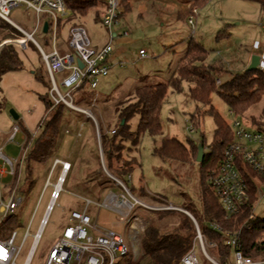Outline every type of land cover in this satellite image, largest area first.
I'll return each mask as SVG.
<instances>
[{
	"label": "rangeland",
	"instance_id": "obj_1",
	"mask_svg": "<svg viewBox=\"0 0 264 264\" xmlns=\"http://www.w3.org/2000/svg\"><path fill=\"white\" fill-rule=\"evenodd\" d=\"M121 4L123 12L118 24L113 26L118 37L113 40L112 48L113 53L121 47H125L126 51L120 53L112 62L108 75L99 79L96 89L91 90L86 86L85 92L89 94L83 92L86 97H79L80 100L85 98L83 102H90L89 105L84 103L81 106L89 110L95 120L82 113L78 117L74 114L76 118L71 117L75 124L71 130L65 132L56 157L71 162L74 169L67 177L60 198L49 215L31 264H43L49 247L61 236L63 227L69 223L71 210L83 204L82 197H96L94 199L97 200L104 198V194L100 195V183L89 184L85 173L94 169L99 161L101 169L106 173L107 167L101 157V134L98 136L97 129L100 123L106 129L111 124L109 133L116 128L119 118L115 114L114 106L119 101L135 102L136 99L131 94L134 86L144 82H167L175 73L180 59L186 54L190 40L209 51L206 67L215 66L222 70L216 81L218 85L232 75L245 71L253 56L260 58L259 68H264V9L259 3L247 0H205L200 4H195L194 0H121ZM195 8L198 10L195 15L196 32L192 34L188 18ZM10 17L32 32L37 16L33 11L28 12L25 6H18L11 10ZM75 22L86 28L94 47L101 48L109 42V31L103 22V15L101 18L97 17L94 9L86 16H77ZM64 28L66 38L68 27ZM123 32L128 35L124 36ZM35 38L46 50L51 49L49 32L45 33L41 28ZM16 39L18 38L12 40ZM12 40L4 43L16 45ZM16 48L23 66L21 69L6 72L0 83V143L7 157L21 159L26 149L20 134L13 141L4 144L12 127L19 124L12 118L11 111H15L32 132L39 133V126L45 116L40 95L49 91L50 81L40 52L33 42H29L26 49L19 46ZM142 49L149 58H141ZM37 72L42 79L37 77ZM190 85L192 84L185 82L183 91H169L161 112L164 134L156 138L144 134L137 145L125 141L123 145L120 144V155L123 161L133 164V172L129 173L132 175L129 186L133 188L136 197L148 202H166L178 206L182 210L176 211V220L182 213L189 216L186 213L188 212L200 225L208 226L203 215L200 167L196 160L181 162L162 159L153 152L163 137L177 138L186 144L193 141L198 145L204 140L205 152L209 151L216 124L213 116L207 112L209 107L190 98ZM211 102L228 123L232 124L233 119L238 117L249 129H264V123L259 127L257 122L264 110V95L242 116H235L228 104L216 93L212 94ZM138 119L139 116L136 115L131 120L133 129ZM191 121L195 126L192 132L188 129ZM113 164L116 168L121 167V162L116 160H113ZM59 170L60 167H57L53 182ZM107 171L111 173L108 169ZM25 179L26 167L23 165L17 186L11 189H17L24 198L15 213L18 244H21L28 229L31 235L38 231L51 192V188L45 189L47 174L38 176L30 189ZM0 186L6 193L3 180H0ZM254 214L258 220L264 222V199L256 203ZM191 216L189 217L192 220ZM142 221L145 231L155 224L168 232L175 223V220L173 222L167 218L160 219L157 212L143 213ZM144 233L139 239L126 236L130 248L129 256L135 260L143 253L141 241ZM31 245L32 237H29L22 247L17 264H24ZM199 257L209 264L201 253ZM141 264L149 262L144 259Z\"/></svg>",
	"mask_w": 264,
	"mask_h": 264
},
{
	"label": "built area",
	"instance_id": "obj_2",
	"mask_svg": "<svg viewBox=\"0 0 264 264\" xmlns=\"http://www.w3.org/2000/svg\"><path fill=\"white\" fill-rule=\"evenodd\" d=\"M102 1L107 4L103 22L109 31V42L97 48L92 45L90 36L83 25L71 27L66 39L63 40L60 37L59 22L72 15L71 9L64 0H0V20L10 23L24 35V39L12 40L13 43L26 49L28 43L33 42L39 50L49 76V96L53 105L64 104L74 111L89 115L94 120L93 114L76 100L81 96L84 86L91 90L96 89L99 79L108 75L114 57L112 42L118 37L113 31V26L118 24L123 12L121 0ZM18 6H25L28 12L33 11L36 14V24L32 32L11 19V10ZM197 12V8L193 9L188 18L192 34L196 32ZM45 22L48 23L47 32L51 34L50 50H46L35 38V34L41 28L43 29ZM123 35L127 36L128 33L123 32ZM140 56L142 59L149 58L143 49L140 50ZM78 61L82 62V67ZM231 126L233 140L225 147L208 181L227 220L238 218L244 211L248 213L247 219L235 229H225L217 222L207 221V227L211 231L222 234L223 245L229 249V253L223 256L219 253L218 242L210 241L203 233L198 220L192 216L195 234L189 250L178 264H206L199 257V253L209 264H264V254L255 257L245 254L242 238L243 231L252 230L253 222L257 219L254 214L256 203L264 199V129H249L238 117L233 119ZM188 129L191 132L195 130L194 122ZM21 132L20 126L15 124L8 142L13 141ZM97 133L100 136L99 129ZM23 157L24 155L21 159L7 157L0 145V180L9 176L13 177L17 164L22 163ZM101 157L104 162L102 152ZM57 167H60V170L53 182ZM71 169V162L58 157L54 158L45 184V189L51 188L50 201L38 231L31 235L28 229L21 244L17 243L16 230L8 238L0 239V264H17L22 247L28 238L32 237V245L24 262V264H31V258L48 223L49 215L60 198ZM246 169H251L258 174L252 178L251 182H248L246 177ZM105 171L113 179L117 189L109 191L101 200L91 197L81 198L83 208L71 210L69 223L63 227L61 236L49 247L43 264H115L120 257L129 254L130 248L126 236L139 239L144 233L143 213L182 210L170 203L148 202L136 197L129 186L132 181L131 174L123 180L109 173L107 169ZM252 186L255 187L257 196V201L253 203L251 202ZM23 201V195L17 189L5 195L0 187V224L6 217L15 214ZM92 206L98 211L109 212L113 215V219L106 223L99 219V216L94 218L90 210Z\"/></svg>",
	"mask_w": 264,
	"mask_h": 264
},
{
	"label": "trees",
	"instance_id": "obj_3",
	"mask_svg": "<svg viewBox=\"0 0 264 264\" xmlns=\"http://www.w3.org/2000/svg\"><path fill=\"white\" fill-rule=\"evenodd\" d=\"M72 15L61 20L58 24L59 35L64 37V27L69 29L75 25H82L75 22L77 16H86L92 9L96 11L97 17L101 18L106 14L107 4L102 0H64ZM125 0H123L124 2ZM205 0H194L195 4L203 3ZM259 3L264 9V0H247ZM127 6V5H126ZM97 9V10H96ZM69 25V26H67ZM24 36L21 31L10 23L0 20V83L3 75L12 70L21 69L23 62L17 51V45L6 42ZM5 42V43H4ZM209 51L201 44L190 40L188 49L183 58L180 59L175 73L167 82H144L134 86L131 94L135 97V102L119 101L114 106L115 114L119 121L115 132L109 133V128L99 124L101 134L102 153L104 163L107 169L114 176L125 179L127 174L133 172V164L123 161L120 155V144L129 141L137 145L144 134L156 138L164 134L161 112L163 105L168 97L169 91L181 92L184 90V83L189 82L188 93L191 99L204 106H208L207 111L213 116L216 124L213 141L210 143L209 151L205 152V141L201 142L204 147V160L197 162L198 144L189 141L187 144L177 138H162L160 145L154 147V154L162 159H170L181 162H193L196 160L200 169V196L203 205V215L205 221H214L221 224L225 229L238 228L247 219L248 213H244L236 219L227 220L225 212L215 195L209 181L211 171L217 166L222 157L225 147L233 140V128L222 115L214 108L211 102L212 94L216 93L229 106L235 116H242L253 105L258 103L264 95V68L254 70H245L242 73L232 75L229 79L217 84L218 74L222 70L215 66L206 67ZM37 77H42L37 72ZM50 81V80H49ZM50 89V85H49ZM85 86L82 89L81 96H85ZM86 95L89 92H85ZM80 96V97H81ZM86 97V96H85ZM82 98V97H81ZM44 104L45 116L39 126V133H31L23 124L21 118L17 120L21 130L26 134L24 142L25 154L21 164H17L15 175L11 183V188L17 186L18 176L21 173V167H26V182L28 188H32L35 180L40 175L48 174L54 158L62 142L65 132L73 128L75 122L71 117L82 115L81 112L74 111L64 104L53 105L49 96V91L40 95ZM78 97V104L89 105L90 102L84 101ZM76 116H75V115ZM139 116L136 127L133 129L131 120ZM255 120L254 116H251ZM124 121V123H122ZM258 126L262 127L264 123V110L257 121ZM111 130V131H112ZM100 160V159H99ZM113 160L121 162V167H114ZM74 169V168H73ZM71 172L69 175L73 172ZM101 169L100 161L94 169L85 173L87 182H99L102 195L107 193L110 188H115V182ZM248 182L258 176L251 169H246ZM68 175V176H69ZM133 188H131V191ZM11 189L9 190V192ZM133 192V191H132ZM101 195V194H100ZM96 198V197H94ZM257 196L255 187L251 189V202H256ZM177 210H168L157 212L160 219L167 218L175 223L173 228L165 232L155 224L150 225L142 238V255L135 260L129 254L120 257L115 264H141L142 260L147 259L149 264H178L182 256L189 250L194 234L195 226L189 216L182 213V216L176 220ZM200 224V223H199ZM203 233L210 241L218 242L219 253L223 256L229 253L223 245V236L218 232L211 231L206 225L201 224ZM15 214L6 217L0 224V239L8 238L15 230ZM243 251L249 256H259L264 254V222L256 219L253 222L252 230H246L242 233Z\"/></svg>",
	"mask_w": 264,
	"mask_h": 264
},
{
	"label": "crops",
	"instance_id": "obj_4",
	"mask_svg": "<svg viewBox=\"0 0 264 264\" xmlns=\"http://www.w3.org/2000/svg\"><path fill=\"white\" fill-rule=\"evenodd\" d=\"M64 40V39H63ZM124 51H126V48L125 47H121V48H119L116 52H114V57L112 58V62L118 57V55L120 54V53H122V52H124ZM113 64V63H112ZM22 120V119H21ZM28 128V127H27ZM28 130L31 132V133H34V132H32V130H30L29 128H28ZM18 134H20L21 135V139L25 142V133L22 131L21 133H18ZM17 134V135H18ZM16 135V136H17ZM16 138V137H15ZM6 141V142H5ZM4 141V144H7V143H9L8 142V138L6 139ZM0 145H1V143H0ZM2 147H3V145H1ZM0 163H1V160H0ZM12 178L13 177H11V176H9V177H7V178H5V179H3V184H4V189H6V193H8L9 192V190L10 189H12L11 188V183H12ZM1 187V186H0ZM2 189V188H1ZM115 189H117V187H116V185H115V188L113 187V188H110L108 191H107V193L105 194L104 193V195H103V197H105L108 193H109V191H111V190H115ZM2 191H3V189H2ZM3 193H4V191H3ZM6 193H4V194H6ZM102 195V194H101ZM83 208V204L81 205V207H79V208H77V209H82ZM90 210H91V214H92V216L94 217V218H96L97 216H99V219H102L104 222H109V221H111L112 219H113V215H111L109 212H106V211H98L94 206H92L91 208H90Z\"/></svg>",
	"mask_w": 264,
	"mask_h": 264
},
{
	"label": "water",
	"instance_id": "obj_5",
	"mask_svg": "<svg viewBox=\"0 0 264 264\" xmlns=\"http://www.w3.org/2000/svg\"><path fill=\"white\" fill-rule=\"evenodd\" d=\"M43 31L46 33L48 31V23L45 22L44 23V27H43ZM79 65L82 67L83 64L81 61H78ZM260 65V58L258 56H253L252 61L250 66L247 68V70H254V69H258ZM11 115L12 118L14 120H18L20 118V116L15 112V111H11ZM122 123H124V121H122ZM103 155V153H102ZM204 147L202 146V144L198 145V155H197V162L201 163L204 160ZM106 170V169H105ZM189 216H191V214H189L188 212H186ZM192 217V216H191Z\"/></svg>",
	"mask_w": 264,
	"mask_h": 264
}]
</instances>
